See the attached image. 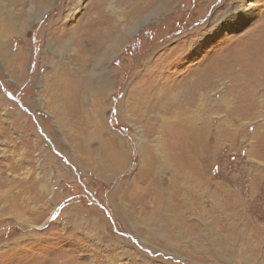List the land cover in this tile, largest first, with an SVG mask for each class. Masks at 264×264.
Masks as SVG:
<instances>
[{"label": "rangeland", "instance_id": "rangeland-1", "mask_svg": "<svg viewBox=\"0 0 264 264\" xmlns=\"http://www.w3.org/2000/svg\"><path fill=\"white\" fill-rule=\"evenodd\" d=\"M138 1L0 0V264H264V0ZM120 11L111 49L75 60L81 86L59 94L76 27ZM98 28L81 25L82 40ZM203 75L212 85L190 104L209 122L204 154L190 160L198 185L185 210L168 211L166 195L141 206L131 197L150 189L139 181L149 127L185 111V89ZM71 126L83 131L65 135ZM119 144L112 171L102 164ZM162 167L152 169L166 192L174 176Z\"/></svg>", "mask_w": 264, "mask_h": 264}, {"label": "bare ground", "instance_id": "bare-ground-1", "mask_svg": "<svg viewBox=\"0 0 264 264\" xmlns=\"http://www.w3.org/2000/svg\"><path fill=\"white\" fill-rule=\"evenodd\" d=\"M148 1L149 0H139L138 3H136V4L139 5L140 3L148 2ZM133 5H135V4H133ZM40 6H41V4H40ZM116 15L117 16L114 17L113 20L109 19L104 13H95L94 12V14L90 20L89 19L87 20V17H86L85 22L81 25H83V26L86 25L88 27L93 22H96V24H98L100 26V28H98V29L100 30L101 33L99 32L98 34L102 35V37H99L98 40L94 39L93 37L92 38L94 40L93 39L91 41L86 40L87 44L89 46H91L88 48H87V46H85V43H86L85 39L83 38L85 42L82 40V36H84L85 30L80 32L81 25H78L76 27V30L79 31V34L81 37V39L78 41V44H77L78 47L74 52H72V53L69 52L67 57L64 58L62 56V61H63L62 67H61L60 71H58L59 73L56 74V76L54 77L56 81L60 80V81L64 82V85L59 84L60 89L56 90L57 92H59V94L65 96V97L70 96L74 93L73 92L74 88L79 89L81 86L80 84L74 83V79L78 75V72H77L78 68L76 67V65L74 63L75 60L80 61V58H82V57H84L86 59L94 57L93 55L99 49H104L103 54H105V50H107V51L109 50L108 48L111 49V47H106V45L108 44V42L110 40H112V34L115 32V30L119 29V28H117L119 23H121L122 20H126V18L128 17V15H126V12L123 13V11H120V13L116 14ZM30 20H32V19H30ZM22 28L23 27H21V29ZM261 36H264V35L261 34ZM109 46H112V45H109ZM49 48H51L50 45H49ZM20 49H19V51H20ZM17 54L18 53H15L11 57V60H13L15 63H17L18 59H19V56ZM11 70L13 73L16 70L14 65H13V68L11 67ZM206 78L208 79L209 77L207 76ZM206 78L203 75V77H200L198 83L197 82L195 83V81H193L195 84H192V85H189L188 87H186L185 92L183 94V96H184L183 104L181 105V106H184V108H186L185 111H182L180 113H171V112H167V111H169V110H167L164 115L171 113L170 116H167V117L162 116L157 121H153L151 127H149L150 132L153 135H155L154 136L155 142L153 145L154 148L151 150L146 149V148L144 149L143 147H142V149L140 148V153L142 154V157H143V161H142L143 164L141 165V171L139 172V177H140L139 181L140 182H147L148 187H150V189L148 188V189H145V191L144 190L140 191L141 194L138 196H132L130 194L132 196L131 197L132 201L139 202L141 204V206H144V207L148 206L151 209L152 208L154 209V208L158 207L159 205L161 206V204L163 203V201L165 199V195H166V199L170 197V200L168 202L169 204H168V206L166 205L167 206L166 209L168 211H171L174 209H181V208H182V210H185V208L187 206L188 193L192 189L191 187H193V183L195 184V186L198 185V183H197L198 181L196 179L197 177H195L193 175L195 165L190 160H191V158H197L198 159V158L203 156L204 147H205L204 141H205V139H207L206 133H207V129H208L207 126H208L209 122L203 116L204 113H203V109L201 108L202 106L200 107L201 111L199 112L196 108L194 109L193 107H191L190 104H192V102L195 100V96L199 93H200V100L199 101L203 100V99L201 100V96H205V90L206 89L203 90L204 92H201L202 89L204 87H207L208 85L209 86L212 85L211 84L212 81H208V82L205 81ZM101 80L103 82H106L104 78ZM204 81H205V83H204ZM99 82L101 83V81H99ZM45 87L47 89V85H45ZM132 90H133L132 93H135L138 89H137V87H135ZM140 95H142V98H139L141 104L136 105V112L141 119H144L145 118V110H143L144 109L143 107L139 108L138 106L144 105L145 96L143 94H140ZM163 98H164V95H162L161 101ZM100 102L102 103V101H100ZM100 102L98 101V103H100ZM158 104H159V102H158ZM132 107H134V106H132ZM153 107H154V109H156L157 105L156 106L154 105ZM138 109H140V110H138ZM125 113H127V111ZM64 117L65 118L68 117L67 111H64ZM74 119H76V118L74 117ZM74 119H73V121H74ZM78 121L80 123H83V119H78ZM91 122H92V120H91ZM92 124H93V127L96 128L95 123H92ZM216 126H217L215 128L216 134H217L216 138L218 139V138H221V135H219L220 124H217ZM77 128H78V132L75 131V130H77ZM77 128H74L73 126L68 127L65 130V135L71 136L73 132L79 134L80 132L83 131L82 128H80V127H77ZM176 136H177V138L179 137L181 139H175ZM172 139H174V140H172ZM100 146H101V149L103 150L104 146H105V142L100 141ZM120 146H121L120 144L117 146L118 147L117 151H113L114 155L110 157L109 161L106 164L104 163L105 165L102 164L103 166L110 167V169L112 171L117 170V169L122 167V165L124 163L123 157H122L123 151H122ZM121 153H122V155H121ZM156 161L158 162L160 168H161V166H163V167L169 169V172H170V170H171V172H173L174 181L172 182L173 188H171V190L168 189V190H166V192H164L161 189V187L159 186L158 181L156 182V179L154 176V170L152 169L153 163ZM191 166L193 167V170H192ZM200 167H201V165H200ZM196 172L198 173L199 169H197ZM176 184H177V186H176ZM175 186L177 189H174ZM200 186H201V184H200ZM132 189H133V187L130 185L127 188L125 187V188L121 189L120 190L121 191L120 196L126 195L128 190H132ZM194 189H195V187H194ZM119 199L124 200V198H122V197H120Z\"/></svg>", "mask_w": 264, "mask_h": 264}]
</instances>
